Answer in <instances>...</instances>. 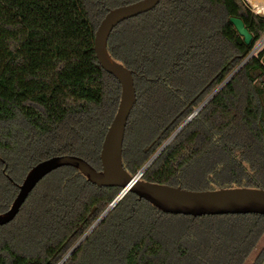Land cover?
<instances>
[{"label":"trees","instance_id":"obj_1","mask_svg":"<svg viewBox=\"0 0 264 264\" xmlns=\"http://www.w3.org/2000/svg\"><path fill=\"white\" fill-rule=\"evenodd\" d=\"M137 1L0 0V213L41 161L70 155L101 169L121 86L99 64L95 34L110 9ZM263 38L264 15L245 0H162L120 24L108 49L137 92L126 170L137 175L174 137L143 180L264 189V49L251 57ZM121 192L74 168L51 173L0 226V264H60L70 252L64 264H264L260 215H168L128 193L91 232Z\"/></svg>","mask_w":264,"mask_h":264},{"label":"water","instance_id":"obj_2","mask_svg":"<svg viewBox=\"0 0 264 264\" xmlns=\"http://www.w3.org/2000/svg\"><path fill=\"white\" fill-rule=\"evenodd\" d=\"M161 1L162 0H139L128 5L110 9L96 30L94 50L98 62L121 86V98L117 113L106 133L101 148V169L98 170L82 158L70 155L55 156L39 162L31 168L23 183L19 186V192L9 210L0 213L1 227L10 224L16 219L31 193L44 178L66 167L76 169L88 180V182L97 187L120 188L122 190L109 209L93 226L91 232L128 193L135 194L140 201L144 200L158 211L168 215H183L194 218L227 215L264 216V189L222 188L206 191H192L183 189L180 186L175 187L143 180L142 177L144 173L166 148V145L165 148L160 150V154L154 157L137 175H131L124 166V140L129 118L137 102V92L133 72L111 56L108 49V42L111 34L120 24L153 11L158 7ZM251 2L257 9L258 13H256L263 16L264 0H251ZM231 23L235 26L240 36L244 38L246 44L250 45L253 37L245 27L243 21L238 18H232ZM257 50L253 51L251 57L255 56ZM229 80L226 83H228ZM218 91L219 90L214 92L213 95L195 111V113L182 125L179 131L183 130V128L199 114ZM82 242L83 241H81V243ZM72 253L73 252H70L66 259L60 264H64Z\"/></svg>","mask_w":264,"mask_h":264},{"label":"rangeland","instance_id":"obj_3","mask_svg":"<svg viewBox=\"0 0 264 264\" xmlns=\"http://www.w3.org/2000/svg\"><path fill=\"white\" fill-rule=\"evenodd\" d=\"M245 1H247L248 3H249V5H250V7L252 8V10H253V12H257V11H255V9H254V6H253V4H252V2H251V0H245ZM258 13V12H257ZM264 41V38L261 40V41H259V43H257V45H256V47H255V49H254V51H256L257 49V52L255 53V55H257L260 51H262L263 49H264V44H262V42ZM262 44V45H261ZM179 132L180 131H178L177 133H176V136L179 134ZM173 139H174V137L172 138V139H169L168 141H166L164 144H163V146H162V148H165V145H166V147L173 141ZM168 144V145H167ZM162 148L161 149H159V151L152 157V159L154 158V157H156L158 154H160V150H162ZM164 151V150H163ZM162 151V152H163ZM161 152V153H162Z\"/></svg>","mask_w":264,"mask_h":264},{"label":"bare ground","instance_id":"obj_4","mask_svg":"<svg viewBox=\"0 0 264 264\" xmlns=\"http://www.w3.org/2000/svg\"><path fill=\"white\" fill-rule=\"evenodd\" d=\"M254 9H255V11H257V9H256L255 7H254ZM263 43H264V41L262 42V44H263ZM262 44H261V45H262Z\"/></svg>","mask_w":264,"mask_h":264}]
</instances>
